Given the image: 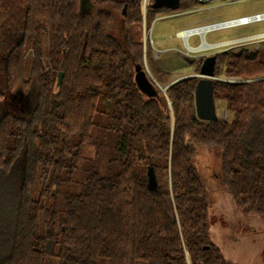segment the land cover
Instances as JSON below:
<instances>
[{
  "label": "trees",
  "instance_id": "16d2710c",
  "mask_svg": "<svg viewBox=\"0 0 264 264\" xmlns=\"http://www.w3.org/2000/svg\"><path fill=\"white\" fill-rule=\"evenodd\" d=\"M89 1L85 11L80 0H22L21 21L0 24V264H228L211 242L195 147L218 150L221 183L235 204L264 216V52L217 56L215 75L223 63V75L241 81L213 83L229 120L200 121L197 78L171 85L167 98L154 83L157 95L148 97L135 81L143 22L197 0H179L177 10L153 9L154 0ZM151 69L171 76L153 61ZM31 90L34 105L20 114ZM97 115L116 139L109 173L91 171L60 205V188L94 142Z\"/></svg>",
  "mask_w": 264,
  "mask_h": 264
},
{
  "label": "rangeland",
  "instance_id": "374dc122",
  "mask_svg": "<svg viewBox=\"0 0 264 264\" xmlns=\"http://www.w3.org/2000/svg\"><path fill=\"white\" fill-rule=\"evenodd\" d=\"M22 0H0V24L4 26L11 21H21L20 8ZM144 3V2H143ZM145 7V6H144ZM80 10L89 11L92 4L80 0ZM16 9L17 18L10 17L11 11ZM264 13V0H218L207 5H197L189 10L157 13L152 20L145 21L142 25V40L144 57L141 63L149 79L163 89L162 93L167 98L166 90L180 80L197 78L199 63L203 56L222 54L224 52L240 53L256 49L264 52V39L252 40L249 43H232L220 47H204L202 45L219 44L256 34L264 33V22L251 23L246 26H233L207 32L202 37L190 36L188 44L200 47L194 52L187 47L181 31L205 25L235 20L241 17ZM1 26V25H0ZM206 32V31H205ZM204 32V33H205ZM184 37V36H183ZM187 37H184L186 39ZM1 47V43H0ZM146 48L149 49L150 58H145ZM50 49V38L44 35L42 50L46 53ZM190 51H189V50ZM0 49V54H4ZM29 54V52H27ZM155 62L164 72L171 74L169 78L162 79L156 76L151 69V62ZM218 62V61H217ZM31 63L29 54L26 61V75ZM194 69L192 70V67ZM219 74L215 75L217 81L234 83L241 80L236 77L223 75V63L219 64ZM4 81V78H0ZM198 79V78H197ZM35 90L28 96V106L19 111L20 114L30 111L34 105ZM17 95H14L16 97ZM14 101L9 99L7 109L14 110ZM215 110L218 118L228 119L224 101L215 100ZM15 111V110H14ZM98 127L95 128L94 142L83 146L81 159L77 169L71 176V183H65L59 190L58 203H63L66 194H78L88 173L95 171L104 176L109 173L110 161L115 156V135L104 130L106 119L97 115L95 119ZM195 166L198 170L208 194L209 231L211 242L219 248L228 264H264V216L244 213L234 202L228 191L221 183L220 153L214 148L195 147ZM53 264H57L56 261ZM101 264H108L102 260ZM137 264H145L137 262Z\"/></svg>",
  "mask_w": 264,
  "mask_h": 264
},
{
  "label": "water",
  "instance_id": "95a60500",
  "mask_svg": "<svg viewBox=\"0 0 264 264\" xmlns=\"http://www.w3.org/2000/svg\"><path fill=\"white\" fill-rule=\"evenodd\" d=\"M179 0H154L152 3L153 9L168 8L170 10H177L179 7ZM231 41L213 45V47L224 46L230 44ZM200 49V48H198ZM196 49V50H198ZM217 62L216 55L207 56L198 71L196 77L198 82L194 91V103L196 117L200 121L213 122L218 120L215 110V102L213 97V83L217 79L215 76V67ZM63 79V73L60 72L57 77V86H60ZM135 81L139 90L148 97L157 95L153 82L149 79L147 73L140 65L135 66ZM156 84V83H155ZM158 87V85H156ZM163 91V89L160 88ZM147 184L151 190H155L157 182L155 174L151 167L147 170Z\"/></svg>",
  "mask_w": 264,
  "mask_h": 264
},
{
  "label": "built area",
  "instance_id": "2783aa9c",
  "mask_svg": "<svg viewBox=\"0 0 264 264\" xmlns=\"http://www.w3.org/2000/svg\"><path fill=\"white\" fill-rule=\"evenodd\" d=\"M214 1H218V0H197L198 5H207V4H210ZM257 22H264V13L254 14L251 16L241 17V18H238L235 20H229V21L205 25V26H201V27L189 28V29H186V30L180 32L179 36H181L180 34H182V33H188L187 39H188V37L195 36V35H199L202 37L201 33L198 32V30H200V29L207 28V30L205 32V34H206L207 32H210L212 30H217V29H222V28H227V27H233V26H246L248 24L257 23ZM181 37L184 39L183 36H181ZM187 39H184V40L186 41ZM261 39H264V33L256 34V35H252L249 37H244V38H240V39H236V40H232L230 42V44L238 43V42L239 43H246V42L249 43L252 40H261ZM201 45H202V43H201ZM201 45L199 46V48L201 47Z\"/></svg>",
  "mask_w": 264,
  "mask_h": 264
},
{
  "label": "crops",
  "instance_id": "0c3cea01",
  "mask_svg": "<svg viewBox=\"0 0 264 264\" xmlns=\"http://www.w3.org/2000/svg\"><path fill=\"white\" fill-rule=\"evenodd\" d=\"M169 13H170V12H169ZM180 32H181V31H180ZM180 32H179V33H180ZM179 33H178V35H179ZM189 38H190V37H188V39H187L186 41H185L183 38H181V39L184 40V42L187 44V47H188V48H191V50L193 49L192 51H190L189 49H188V50H189L190 52H194V51H195L197 48H199V47H196V46H190V45L188 44V40H189ZM201 38H203V37H201ZM202 44H203V43H202ZM213 45H216V44H209V46H211V47H213ZM218 47H220V46H218ZM198 50H200V49H198ZM158 67H159L160 69H162L160 66H158ZM191 67H192V70H193V69H194V66H191ZM162 70H163V69H162Z\"/></svg>",
  "mask_w": 264,
  "mask_h": 264
},
{
  "label": "bare ground",
  "instance_id": "6f19581e",
  "mask_svg": "<svg viewBox=\"0 0 264 264\" xmlns=\"http://www.w3.org/2000/svg\"><path fill=\"white\" fill-rule=\"evenodd\" d=\"M207 30V28H205V29H200V30H198V32L199 33H201V35L202 34H205L204 32ZM181 36H184V37H187L188 36V33H182V34H180ZM187 39V38H186ZM209 45H202V48H204V47H208ZM191 49V48H190ZM193 50V49H192Z\"/></svg>",
  "mask_w": 264,
  "mask_h": 264
},
{
  "label": "flooded vegetation",
  "instance_id": "af4514ba",
  "mask_svg": "<svg viewBox=\"0 0 264 264\" xmlns=\"http://www.w3.org/2000/svg\"><path fill=\"white\" fill-rule=\"evenodd\" d=\"M89 3L90 1L89 0H86V3ZM210 56V55H209ZM207 56H203V58H201V60H202V62H203V60L206 58ZM202 62H201V64H202ZM201 64L199 65V68H200V66H201Z\"/></svg>",
  "mask_w": 264,
  "mask_h": 264
}]
</instances>
